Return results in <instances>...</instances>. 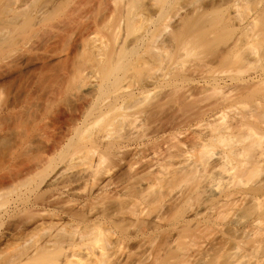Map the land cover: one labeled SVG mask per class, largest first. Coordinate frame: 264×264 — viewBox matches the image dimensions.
Returning a JSON list of instances; mask_svg holds the SVG:
<instances>
[{"label":"bare ground","instance_id":"1","mask_svg":"<svg viewBox=\"0 0 264 264\" xmlns=\"http://www.w3.org/2000/svg\"><path fill=\"white\" fill-rule=\"evenodd\" d=\"M41 1L24 21L4 4L0 50L48 26L60 2ZM262 2L96 0L27 31L0 58V264H264V70L239 75L260 52ZM78 40L91 66L51 65ZM194 56L206 72L241 65L185 90Z\"/></svg>","mask_w":264,"mask_h":264},{"label":"rangeland","instance_id":"2","mask_svg":"<svg viewBox=\"0 0 264 264\" xmlns=\"http://www.w3.org/2000/svg\"><path fill=\"white\" fill-rule=\"evenodd\" d=\"M6 1L7 0H0V14L3 12V11H5L6 10V4L7 3H17V5L19 6H17L18 7V9L21 11H19L18 9H17V13H18V15H16V16H18L19 18L21 17V15L22 14H25V10H26V12L30 9V7L29 6H31V4H28V2H30V3H32L30 0H14V2H13V0H8L7 1V3H6ZM11 1V2H10ZM38 1H41V0H38ZM44 1H46V0H44ZM43 1V2H44ZM55 1H57V0H54V2ZM60 3L58 4V8H56V10H54V11H52V12H54V13H50L49 15V21H48V28L50 27V25L52 26L55 22H57L59 19H61L62 17H64V16H68V15H71V11L72 10H74L75 11V9H76V11L77 10H82V11H87V10H89V9H92L93 7H94V5H95V3H96V0H58ZM58 1L57 2H55L56 4L58 3ZM61 1H62V3H61ZM36 2H37V0H36ZM263 2H264V0H263ZM262 2V3H263ZM38 3H42V1L41 2H38ZM45 3V2H44ZM5 4V5H4ZM35 4V3H34ZM264 4V3H263ZM24 5H27L26 7L24 6ZM29 5V6H28ZM38 5V4H37ZM59 5H61L60 6V8H59ZM164 6H166L167 4H163ZM262 5V4H261ZM261 5L259 6V7H261ZM22 6V7H21ZM163 6V7H164ZM6 7V8H5ZM29 7V8H28ZM258 7V6H257ZM27 8H28V10H27ZM5 9V10H4ZM25 9V10H24ZM257 9H259V8H254L252 11H251V14L250 15H252V14H255L256 13V10ZM24 10V11H23ZM19 11V12H18ZM11 12H13V11H5V12H3L2 14H4V15H0L1 17H0V19L2 18V20H0V26H2V25H4L5 23H6V19H9V18H6L7 17V15H10V13ZM6 13V14H5ZM8 13V14H7ZM16 13V14H17ZM21 15H20V14ZM32 13H34L33 12V10H32ZM68 13H70V14H68ZM72 13H73V11H72ZM67 14V15H66ZM12 15H14V13L13 14H11V16ZM20 15V16H19ZM92 16H93V14H92ZM10 17V16H9ZM22 17L24 18H26V16L24 15H22ZM18 18V19H19ZM97 18H98V20H100V17L99 16H97ZM4 19V20H3ZM179 19H180V17L179 16H176V17H174L172 20H171V24L172 25H176L178 22H179ZM6 20V21H5ZM19 20H21V21H24V19H22V18H20ZM47 20H48V18L45 20V23H42V25H43V27H42V25L41 24H39V25H36L35 27H27V26H25L26 28H25V31H26V33H27V31H28V33H27V36H29V38L26 36V33H25V37H24V30L22 31V32H19L20 34L22 33V35L21 36H23L25 39H27L28 41H29V39L31 38V39H33L34 40V38L35 39H37L36 37H39L40 35H43V33H45V31L48 29L47 27H46V22H47ZM3 21V22H2ZM5 21V22H4ZM9 21H10V19H9ZM8 22V21H7ZM51 22V23H50ZM52 22H54V23H52ZM2 23V24H1ZM49 23H50V25H49ZM39 27V28H38ZM44 27L46 28V30L44 29ZM27 28H28V30H27ZM32 28H33V30H32ZM34 28H37V29H34ZM30 29V30H29ZM33 32H32V31ZM29 32H30V34H29ZM34 32H36V33H34ZM17 34L18 36H16V38L17 37H19V35L20 34ZM99 33H101V31H99ZM36 36H34V35ZM39 34V35H38ZM34 37H33V36ZM38 35V36H37ZM24 38H17L16 39V41H15V44H16V42H17V44L19 43V42H21V43H19L18 45L19 46H21L22 47V45L24 44V43H26V42H28V41H26V42H23V41H25L24 40ZM19 39H21L20 41H18ZM22 39H23V41H22ZM261 40H262V43L260 44V46H259V50H260V52L257 54V55H255V56H251V60H252V65H250V68L248 69V71H246V72H244V73H241V74H239L240 76H244V77H250L249 75H254V74H259V73H261V72H263V70H264V33L262 34V38H261ZM23 42V43H22ZM75 42H76V45H75ZM77 42H78V44H77ZM9 43V42H8ZM14 44V46L16 47H14L13 45H9V47H11V49H13V52L14 53H12V51H10L11 49L10 48H8V44H7V42L6 43H4V45L2 44V48L4 49H9V51H8V53H9V55H11V53L12 54H15V51L16 50H14V48L15 49H17V53H18V50L20 49H18V45L16 46ZM5 45H7V48H6V46ZM74 45L76 46L75 47V51H74V53L72 54V56H71V59L68 61V63L67 62H63V65H62V63L61 64H59L60 63V61L58 62L57 60H61V59H57V58H54L56 61H52L51 62V65H55L54 67H56V66H60L61 67V69L60 70H64V68L63 67H65V70L67 71V70H69V69H71V68H73V67H76L77 65H79V64H82L84 61L85 62H87L86 61V58L82 55V53L80 52V47H81V45H80V40H78V41H74V44L72 43V46L74 47ZM13 46V47H12ZM0 48H1V46H0ZM77 48V49H76ZM50 50H52V48H49ZM49 49H48V47H47V49H42V51L41 52H43V50H44V52H45V50H47V51H49ZM1 51H2V53H1ZM7 51H5L4 50V52H3V50L1 49L0 50V58H2V60H1V64H3L6 60L5 59H8V57H9V55L6 53ZM22 50H19V53L21 52ZM11 52V53H10ZM3 53H5L4 55H2ZM40 53V52H39ZM8 55V57H7V55ZM3 57H5L4 59H3ZM195 56L192 58V57H188V59H186V60H184L183 59V61H181L180 60V63L179 64H183L182 66H183V70H184V68L185 67H188V69H185V70H188V71H186L187 73L189 72H191L193 69H195L194 67H196V69L195 70H193L194 72H196L197 71V74L196 75H189V77H190V80H189V83H188V81L186 82V83H184V84H187V86H183V89H185V90H190V89H192V91H193V88H191V87H193V86H197V87H199V84H200V87L202 86V84H206V85H210V84H208V83H205L206 82V80L207 79H212L213 77H219V75H221L220 77H222V78H226V79H229L228 78V76L229 77H231V76H234L236 73H235V71H233L232 70V68H234V67H237V64L239 65H241V60L239 59H237V61H234V63H236V64H233V62L232 63H230L229 65H226V67H225V69H223V66L221 67L222 69L221 70H219V68L220 67H218V66H221L220 64L216 67L215 65V67L213 66V68H212V70L211 69H206L207 70V72L206 71H204V70H202L201 71V69H199L198 70V67H197V65H196V63H197V61H195ZM84 59V60H83ZM196 59H197V57H196ZM3 60H5V61H3ZM54 62V63H53ZM57 62V63H56ZM90 62V61H89ZM194 62H196L195 64H194ZM65 63V64H64ZM193 63V64H192ZM244 63V61L242 60V64ZM0 64V65H1ZM87 64V66H91L92 64H93V62H91V65L87 62L86 63ZM89 64V65H88ZM171 64H172V62H171ZM176 64V63H175ZM175 64H172L173 66L175 65ZM167 65V68H165L166 70L168 69V66H169V63H167L166 64ZM172 65H170V67L172 66ZM177 65V64H176ZM176 65L174 66V68L176 67ZM193 67H192V66ZM195 65V66H194ZM232 65V66H231ZM63 66V67H62ZM182 67L181 65H177V67ZM192 68H191V67ZM225 66V65H224ZM234 66V67H233ZM169 67V68H170ZM192 69L191 71H190V68ZM69 68V69H68ZM93 68V66L92 67H89L88 69H87V74L90 76V80H93V79H95L96 77H95V74H94V72H95V68L94 69H92ZM164 69V70H165ZM217 69L219 70V72L217 71ZM162 71V72H160V71H157V88H154V90H153V92H157V98H159L161 95H163L165 92H167L169 89H170V87L167 85V81L169 80V78H171V76H172V74L171 75H169L171 72H170V70L172 71V67L170 68V70L168 69V73L166 72V70L165 71ZM193 71L191 72V73H193ZM199 71V72H198ZM204 71V72H203ZM164 72H166L167 74L166 75H164ZM202 72L204 73V74H202ZM161 73H163V74H161ZM199 73V74H198ZM201 73V74H200ZM233 75H232V74ZM210 74H212V75H210ZM208 76V77H207ZM225 76V77H224ZM242 76V77H243ZM192 77V78H191ZM196 77V78H195ZM195 80H194V79ZM204 78V79H203ZM202 79V80H201ZM196 80H201L200 81V83H198V81H196ZM183 84V85H184ZM141 86H142V82L141 81H139V80H134V83H133V88H134V90H138L139 88H141ZM195 86V87H196ZM194 87V88H195ZM199 89V88H198ZM197 88H195L194 89V91L195 90H198ZM177 115H180L179 117H181V112H179ZM182 118V117H181ZM181 118H179V119H181ZM192 119H190V121H189V123H191V124H193L192 122ZM185 124H184V122H183V125H182V127L184 126ZM187 125V124H186ZM185 125V126H186ZM184 126V127H185ZM189 126H191V125H188V126H186L185 128H183V130H185V129H187ZM181 127V128H182ZM114 187L116 186L115 184L113 185ZM112 186V187H113ZM2 228H5L4 226L3 227H1L0 228V230L2 229ZM3 230H6V229H2V231ZM3 232H6V231H3ZM159 238V237H158ZM194 239L196 240V241H198V242H196V241H194ZM194 239L192 240V241H194L193 242V244L191 243V247H190V251H188V253L189 252H192L191 254H195V253H198V252H196L198 249H200V247L203 245V244H201V239H199V237L198 238H196V237H194ZM203 240V239H202ZM157 241H159V239H157ZM200 241V242H199ZM196 243V244H195ZM198 243V244H197ZM200 243V244H199ZM195 244V245H194ZM5 245H6V243H5ZM4 244L2 245L3 247L5 246ZM194 247H193V246ZM201 245V246H200ZM7 247V245L5 246V248ZM197 249V250H196ZM193 250V251H192ZM190 254V253H189Z\"/></svg>","mask_w":264,"mask_h":264}]
</instances>
